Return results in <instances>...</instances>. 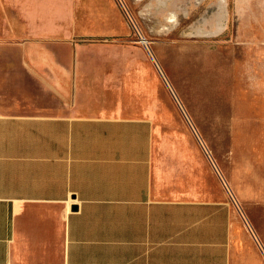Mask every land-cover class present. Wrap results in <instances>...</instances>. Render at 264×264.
Wrapping results in <instances>:
<instances>
[{"label": "crops", "instance_id": "crops-1", "mask_svg": "<svg viewBox=\"0 0 264 264\" xmlns=\"http://www.w3.org/2000/svg\"><path fill=\"white\" fill-rule=\"evenodd\" d=\"M123 31L116 0H0V264H257L207 155L106 68Z\"/></svg>", "mask_w": 264, "mask_h": 264}, {"label": "rangeland", "instance_id": "rangeland-1", "mask_svg": "<svg viewBox=\"0 0 264 264\" xmlns=\"http://www.w3.org/2000/svg\"><path fill=\"white\" fill-rule=\"evenodd\" d=\"M116 1L124 31L102 38L106 68L152 110L159 137L205 156L202 141L264 264V0Z\"/></svg>", "mask_w": 264, "mask_h": 264}, {"label": "water", "instance_id": "water-1", "mask_svg": "<svg viewBox=\"0 0 264 264\" xmlns=\"http://www.w3.org/2000/svg\"><path fill=\"white\" fill-rule=\"evenodd\" d=\"M145 47H146V45H145ZM146 48H147V47H146ZM147 49H148V48H147ZM148 53H149L150 57L152 58L154 64L156 65V68L158 69V71H159V73L161 74L162 78L164 79L165 83H166L167 86H168V83L166 82V79H165L164 75L162 74V71L160 70L159 66L157 65V63H156L155 60L153 59L152 55L150 54L149 49H148ZM168 88L170 89L169 86H168ZM171 92H172V91H171ZM172 95H173V93H172ZM173 96H174V95H173ZM198 141H199L201 147L203 148L205 154H206L207 157L209 158V160H210V162H211V165L213 166V168H214V170H215V173L217 174V176L219 177V179H220L221 182L223 183V186H224L226 192H227V193H230V191H229L227 185H226L225 182L223 181V179H222V177H221V174L219 173L218 169L216 168L215 164L213 163L212 159L210 158L209 153L207 152L206 148L204 147L202 141H201L200 139H198ZM232 200H233V199H232Z\"/></svg>", "mask_w": 264, "mask_h": 264}, {"label": "bare ground", "instance_id": "bare-ground-1", "mask_svg": "<svg viewBox=\"0 0 264 264\" xmlns=\"http://www.w3.org/2000/svg\"><path fill=\"white\" fill-rule=\"evenodd\" d=\"M142 35L141 34H139V40H141L142 42H145V40H142ZM147 46V45H146ZM177 99V98H176Z\"/></svg>", "mask_w": 264, "mask_h": 264}, {"label": "built area", "instance_id": "built-area-1", "mask_svg": "<svg viewBox=\"0 0 264 264\" xmlns=\"http://www.w3.org/2000/svg\"><path fill=\"white\" fill-rule=\"evenodd\" d=\"M233 202H234V200H233ZM236 204V203H235Z\"/></svg>", "mask_w": 264, "mask_h": 264}]
</instances>
